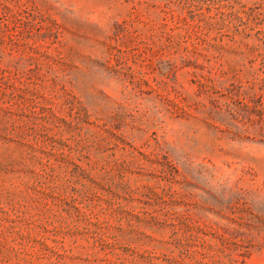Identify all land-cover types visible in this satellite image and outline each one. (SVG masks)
<instances>
[{"label": "rangeland", "instance_id": "374dc122", "mask_svg": "<svg viewBox=\"0 0 264 264\" xmlns=\"http://www.w3.org/2000/svg\"><path fill=\"white\" fill-rule=\"evenodd\" d=\"M0 264H264V0H0Z\"/></svg>", "mask_w": 264, "mask_h": 264}]
</instances>
